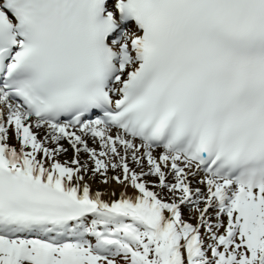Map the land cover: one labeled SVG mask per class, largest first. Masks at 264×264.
Masks as SVG:
<instances>
[{
    "label": "snow or ice",
    "instance_id": "snow-or-ice-1",
    "mask_svg": "<svg viewBox=\"0 0 264 264\" xmlns=\"http://www.w3.org/2000/svg\"><path fill=\"white\" fill-rule=\"evenodd\" d=\"M0 264H264V0H0Z\"/></svg>",
    "mask_w": 264,
    "mask_h": 264
},
{
    "label": "bare ground",
    "instance_id": "bare-ground-1",
    "mask_svg": "<svg viewBox=\"0 0 264 264\" xmlns=\"http://www.w3.org/2000/svg\"><path fill=\"white\" fill-rule=\"evenodd\" d=\"M96 185H94V187H95Z\"/></svg>",
    "mask_w": 264,
    "mask_h": 264
},
{
    "label": "rangeland",
    "instance_id": "rangeland-1",
    "mask_svg": "<svg viewBox=\"0 0 264 264\" xmlns=\"http://www.w3.org/2000/svg\"><path fill=\"white\" fill-rule=\"evenodd\" d=\"M187 218V217H186Z\"/></svg>",
    "mask_w": 264,
    "mask_h": 264
}]
</instances>
